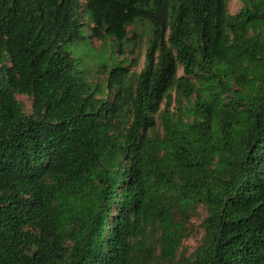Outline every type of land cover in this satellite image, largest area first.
I'll list each match as a JSON object with an SVG mask.
<instances>
[{"label": "trees", "instance_id": "trees-1", "mask_svg": "<svg viewBox=\"0 0 264 264\" xmlns=\"http://www.w3.org/2000/svg\"><path fill=\"white\" fill-rule=\"evenodd\" d=\"M227 2L0 0V264H264V0Z\"/></svg>", "mask_w": 264, "mask_h": 264}, {"label": "rangeland", "instance_id": "rangeland-1", "mask_svg": "<svg viewBox=\"0 0 264 264\" xmlns=\"http://www.w3.org/2000/svg\"><path fill=\"white\" fill-rule=\"evenodd\" d=\"M83 4V1L80 2ZM243 0H228L227 2V10L230 14L235 15L239 13V11L243 8ZM139 32V30H135L132 27L129 29V37L134 38V34ZM92 43V48L97 50L101 46V42L92 39L90 41ZM146 42L147 38L143 35L138 37L133 41V43H128L126 48V54L128 61L126 63V67L130 69L131 72L139 73L141 69L144 67L145 58H146ZM86 52V51H85ZM119 60L123 59V56L118 57ZM96 57H86L85 65L86 68L91 70V80H99L102 78L101 75L97 73L98 70V62ZM181 70L180 74L181 75ZM176 95L173 93L174 102L172 107H176L177 104L175 102ZM17 99L22 102L25 106V111L28 114L32 113V99L26 95H18ZM158 126L160 127V121L157 119ZM206 216L205 209L203 207H199L195 217H193L188 225L190 235L183 240L182 245L179 249L178 256L190 257L194 254L195 250L199 247L204 237V231L201 227V223Z\"/></svg>", "mask_w": 264, "mask_h": 264}]
</instances>
